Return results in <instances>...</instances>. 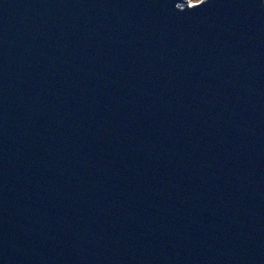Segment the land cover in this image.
Segmentation results:
<instances>
[{
  "label": "water",
  "instance_id": "obj_1",
  "mask_svg": "<svg viewBox=\"0 0 264 264\" xmlns=\"http://www.w3.org/2000/svg\"><path fill=\"white\" fill-rule=\"evenodd\" d=\"M0 264H264V0H0Z\"/></svg>",
  "mask_w": 264,
  "mask_h": 264
},
{
  "label": "rangeland",
  "instance_id": "obj_2",
  "mask_svg": "<svg viewBox=\"0 0 264 264\" xmlns=\"http://www.w3.org/2000/svg\"><path fill=\"white\" fill-rule=\"evenodd\" d=\"M202 0H187L189 5H193V4H197L199 2H201Z\"/></svg>",
  "mask_w": 264,
  "mask_h": 264
}]
</instances>
